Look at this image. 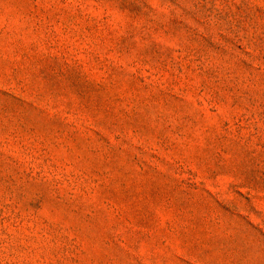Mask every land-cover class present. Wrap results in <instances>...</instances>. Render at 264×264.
<instances>
[{"label": "rangeland", "instance_id": "obj_1", "mask_svg": "<svg viewBox=\"0 0 264 264\" xmlns=\"http://www.w3.org/2000/svg\"><path fill=\"white\" fill-rule=\"evenodd\" d=\"M0 264H264V0H0Z\"/></svg>", "mask_w": 264, "mask_h": 264}]
</instances>
